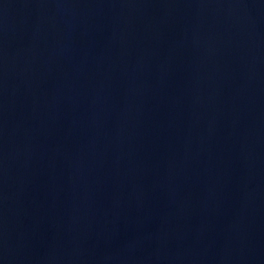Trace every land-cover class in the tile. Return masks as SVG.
I'll list each match as a JSON object with an SVG mask.
<instances>
[{
  "label": "water",
  "instance_id": "1",
  "mask_svg": "<svg viewBox=\"0 0 264 264\" xmlns=\"http://www.w3.org/2000/svg\"><path fill=\"white\" fill-rule=\"evenodd\" d=\"M264 221V0H0V264H131Z\"/></svg>",
  "mask_w": 264,
  "mask_h": 264
}]
</instances>
